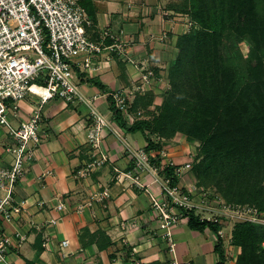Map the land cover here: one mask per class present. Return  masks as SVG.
<instances>
[{
  "label": "crops",
  "instance_id": "crops-1",
  "mask_svg": "<svg viewBox=\"0 0 264 264\" xmlns=\"http://www.w3.org/2000/svg\"><path fill=\"white\" fill-rule=\"evenodd\" d=\"M92 1L94 20L89 16L91 25L86 31L93 41L102 43L103 50L91 55L93 68L77 70L79 91L94 100L99 112L110 115V94L131 90L141 83L142 71L150 69L154 78L148 91L154 98L148 109L153 110L169 86L167 70L177 54V37L191 29L192 21L178 9L180 0ZM114 44L123 45V53L108 48ZM37 105L33 95L20 100L11 124L28 120ZM88 124L89 110L83 104L58 98L43 104L42 141L13 192L14 201L22 203V212L11 221L0 219L1 229L16 235L8 257L13 264H236L240 248L229 239L232 222H224L225 236H219L209 228L190 229L183 215L172 228L175 247L173 253L169 251L150 195L122 174L134 165L126 147H146L143 132H127L112 120L101 148L108 161L87 176H78L76 172L97 152L87 143ZM10 141L7 129L0 125V145ZM160 149L165 152L161 162L177 166L196 153L193 140L181 133L162 141ZM9 158L0 148V165H8ZM142 179L160 195L151 174L144 172ZM190 181H194L191 171H184L180 184ZM104 190L109 195L100 201L97 195ZM60 202L64 205L58 209ZM218 243L222 262L215 249Z\"/></svg>",
  "mask_w": 264,
  "mask_h": 264
},
{
  "label": "trees",
  "instance_id": "trees-1",
  "mask_svg": "<svg viewBox=\"0 0 264 264\" xmlns=\"http://www.w3.org/2000/svg\"><path fill=\"white\" fill-rule=\"evenodd\" d=\"M79 3L93 21V1ZM177 5L193 26L177 37L161 104L148 109L152 93L138 91L129 108L134 121L128 125L109 96L112 119L127 132H143L146 150L160 149L176 133L192 139L196 184L228 204L264 212V0H180ZM176 166L162 171L172 184L178 181ZM184 214L192 230L217 233L221 228L193 211ZM231 236L240 248L236 264H264V226L238 221ZM215 249L222 262L221 243Z\"/></svg>",
  "mask_w": 264,
  "mask_h": 264
},
{
  "label": "built area",
  "instance_id": "built-area-1",
  "mask_svg": "<svg viewBox=\"0 0 264 264\" xmlns=\"http://www.w3.org/2000/svg\"><path fill=\"white\" fill-rule=\"evenodd\" d=\"M89 25L91 19L79 0H0V124L7 127L11 140L7 145H0L1 150L10 156L8 165H0V191L3 193L0 196L1 220L11 221L22 212V203L14 201L13 192L25 165L34 160L42 141L41 109L48 100L58 98L74 105L83 104L89 110L87 143L97 152L93 160L76 174L85 177L108 161L101 148L104 136L112 128V112L110 115L99 112L94 100L79 91L77 82L76 69L87 72L93 68L91 55L103 50L102 43L93 41L87 34L86 27ZM108 48L119 53L124 50L121 44ZM82 56L85 59L77 60ZM153 78L154 72L144 69L140 84H134L131 90L110 94L115 108L122 113L128 125L134 121L133 114L129 112L134 93L147 91ZM28 95L37 98V109L28 120L14 126L10 119L18 113V102ZM126 151L134 165L122 174L150 195L163 230L162 237L166 239L170 252L173 253L175 247L172 228L181 222L185 212L193 211L200 220L220 224L219 236H225L224 222L247 221L264 226V212L257 207L228 204L218 194L198 186L195 181L180 184L184 171H191L195 154L189 162L175 167L178 181L172 184L162 171L164 166L175 164L172 161L167 164L161 162V157L165 156L162 149L131 150L126 147ZM144 172L152 175V183L158 185L159 196L142 179ZM108 195V191L104 190L97 195V199L101 201ZM63 205L58 203V209ZM17 237L22 240L20 235L17 234ZM229 239L232 240L231 235ZM16 241V235L13 237L0 227V264H13L8 257Z\"/></svg>",
  "mask_w": 264,
  "mask_h": 264
},
{
  "label": "rangeland",
  "instance_id": "rangeland-1",
  "mask_svg": "<svg viewBox=\"0 0 264 264\" xmlns=\"http://www.w3.org/2000/svg\"><path fill=\"white\" fill-rule=\"evenodd\" d=\"M183 1V0H182ZM240 49H241V51H242V53L245 55L246 53H247V46L244 44V43H242V44H240ZM1 125V124H0ZM16 126V125H15ZM6 129H7V127L6 126H4ZM0 193H1V195L3 194L1 191H0Z\"/></svg>",
  "mask_w": 264,
  "mask_h": 264
}]
</instances>
